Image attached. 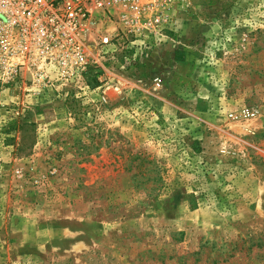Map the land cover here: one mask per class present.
<instances>
[{"label":"rangeland","instance_id":"374dc122","mask_svg":"<svg viewBox=\"0 0 264 264\" xmlns=\"http://www.w3.org/2000/svg\"><path fill=\"white\" fill-rule=\"evenodd\" d=\"M167 14L82 89L0 74V264H264V0Z\"/></svg>","mask_w":264,"mask_h":264},{"label":"built area","instance_id":"2783aa9c","mask_svg":"<svg viewBox=\"0 0 264 264\" xmlns=\"http://www.w3.org/2000/svg\"><path fill=\"white\" fill-rule=\"evenodd\" d=\"M176 1L0 0V74L64 78L82 89L88 70L103 69L128 45L159 36ZM258 116L255 107L229 114L242 120Z\"/></svg>","mask_w":264,"mask_h":264},{"label":"trees","instance_id":"16d2710c","mask_svg":"<svg viewBox=\"0 0 264 264\" xmlns=\"http://www.w3.org/2000/svg\"><path fill=\"white\" fill-rule=\"evenodd\" d=\"M196 205H194V207H195Z\"/></svg>","mask_w":264,"mask_h":264}]
</instances>
